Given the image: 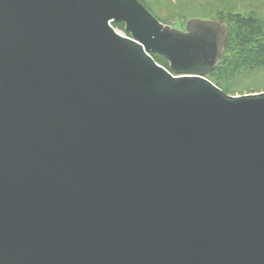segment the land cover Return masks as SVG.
Returning <instances> with one entry per match:
<instances>
[{"label": "water", "instance_id": "95a60500", "mask_svg": "<svg viewBox=\"0 0 264 264\" xmlns=\"http://www.w3.org/2000/svg\"><path fill=\"white\" fill-rule=\"evenodd\" d=\"M226 41L137 0H0V264H264V92L206 79Z\"/></svg>", "mask_w": 264, "mask_h": 264}, {"label": "rangeland", "instance_id": "374dc122", "mask_svg": "<svg viewBox=\"0 0 264 264\" xmlns=\"http://www.w3.org/2000/svg\"><path fill=\"white\" fill-rule=\"evenodd\" d=\"M162 25L184 31L191 19L225 24L228 43L214 73L206 79L227 95L239 97L264 92V0H137ZM111 26L130 37L124 24ZM153 60L169 71L160 56Z\"/></svg>", "mask_w": 264, "mask_h": 264}, {"label": "trees", "instance_id": "16d2710c", "mask_svg": "<svg viewBox=\"0 0 264 264\" xmlns=\"http://www.w3.org/2000/svg\"><path fill=\"white\" fill-rule=\"evenodd\" d=\"M227 34H228V32H227ZM228 38H229V36L227 35V41H226V44H225V48H226V46H227V43H228ZM225 50V49H224ZM224 52V51H223ZM214 73V70L212 71V73L211 74H213ZM211 74L209 75V76H211Z\"/></svg>", "mask_w": 264, "mask_h": 264}]
</instances>
